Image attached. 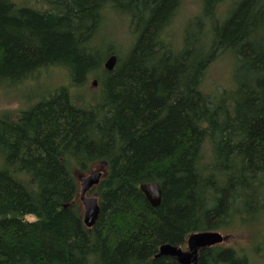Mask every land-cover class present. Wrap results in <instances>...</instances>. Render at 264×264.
<instances>
[{
	"label": "trees",
	"instance_id": "trees-1",
	"mask_svg": "<svg viewBox=\"0 0 264 264\" xmlns=\"http://www.w3.org/2000/svg\"><path fill=\"white\" fill-rule=\"evenodd\" d=\"M16 1L0 0V82L62 67L73 85L92 78L99 91L58 87L13 116L0 112V264H179L158 248L260 225L264 0H200L179 45L168 29L182 0ZM110 15L133 27L129 50L100 47ZM225 54L231 86L202 91ZM94 167H103L90 190L100 210L88 228L77 194ZM147 182L160 185L158 206L139 190ZM256 235L250 251L264 259ZM247 250L201 248L197 264H248Z\"/></svg>",
	"mask_w": 264,
	"mask_h": 264
},
{
	"label": "rangeland",
	"instance_id": "rangeland-1",
	"mask_svg": "<svg viewBox=\"0 0 264 264\" xmlns=\"http://www.w3.org/2000/svg\"><path fill=\"white\" fill-rule=\"evenodd\" d=\"M17 3L28 4L36 8H41L42 3L39 0H17ZM200 0H182L178 8L177 13L174 15L171 25L168 29L169 33H173V42L175 45H179L181 31L184 25L187 23L188 17L193 15L199 9ZM109 25L99 31V36L102 35L100 40V47L104 50L109 47L117 48L119 46H124L126 49H130L134 43L135 33L133 27L128 23L127 20L117 15L108 16ZM105 29V30H104ZM107 29V30H106ZM172 29V30H171ZM98 36V37H99ZM171 39L172 37L169 36ZM127 52V51H126ZM122 57V51L119 54ZM227 55V54H225ZM221 56L215 60L208 68L206 79L204 81V90L212 89V84L218 83L216 87L220 90L227 88L228 85L231 86V63L230 56ZM219 81V82H218ZM95 82L92 78H89L87 85L81 87L72 84L71 80L67 75V71L62 67H48L38 70L28 77L14 82H0V112H9L12 116L18 113L19 110L27 108L29 105L37 102L41 98L48 96L50 92L58 87H66L70 94L75 96L89 95L93 96L98 93L99 85L96 82L95 85L91 83ZM100 94V93H99ZM2 156L0 155V165L2 164ZM95 169V167H94ZM80 182V180H79ZM79 212L82 214L83 206L78 204ZM26 219L31 220L34 218L33 215H26ZM262 220V217L260 218ZM252 221V220H250ZM256 231H260L264 235V219L258 226L247 225L246 227H240L235 225L232 227H227L221 229V233L225 236V241L223 245L231 246L234 248L243 247L247 250L249 257L248 264H264V259L258 256L256 253H252L251 239H258L259 236L256 235ZM251 249V251H250Z\"/></svg>",
	"mask_w": 264,
	"mask_h": 264
},
{
	"label": "water",
	"instance_id": "water-1",
	"mask_svg": "<svg viewBox=\"0 0 264 264\" xmlns=\"http://www.w3.org/2000/svg\"><path fill=\"white\" fill-rule=\"evenodd\" d=\"M116 63L114 55L109 56L105 62L104 67L106 70H111ZM101 173L93 172L81 178L80 195L79 199L83 206L82 222L90 228L92 227L99 214L98 200L94 196H88L86 193L89 189L98 184ZM141 192L145 195L148 202L153 206L160 203L161 188L157 183L149 182L140 186ZM66 207V205H63ZM224 236L216 231L196 232L188 236L186 240L187 249L183 250L180 246L165 244L157 253L158 255H167L174 258L179 264H197L198 251L201 248L210 247L219 244L224 240Z\"/></svg>",
	"mask_w": 264,
	"mask_h": 264
},
{
	"label": "bare ground",
	"instance_id": "bare-ground-1",
	"mask_svg": "<svg viewBox=\"0 0 264 264\" xmlns=\"http://www.w3.org/2000/svg\"><path fill=\"white\" fill-rule=\"evenodd\" d=\"M179 41H180V39H179ZM110 56H111V55H110ZM114 56H115V55H114ZM115 57H116V56H115ZM147 183H149V182H147ZM147 183H142V184H140V185H139V190H140V186H141V185H143V184H147ZM154 183H157V182H154ZM157 184H158V183H157ZM158 185H159V184H158ZM159 187H160V185H159ZM140 191H141V190H140ZM143 195H144V194H143ZM144 197H145V195H144ZM145 198H146V197H145ZM146 200H147V199H146ZM147 201H148V200H147ZM149 204L152 205L150 202H149ZM152 206H153V205H152ZM157 206H158V205H157ZM154 207H155V206H154ZM164 245H165V244L161 245V246L158 248V252H159L160 248H161L162 246H164ZM158 252H157V253H158ZM157 253L155 254V256H157Z\"/></svg>",
	"mask_w": 264,
	"mask_h": 264
}]
</instances>
